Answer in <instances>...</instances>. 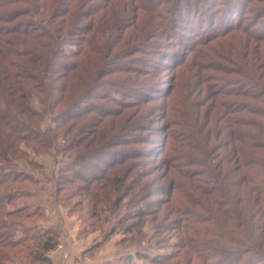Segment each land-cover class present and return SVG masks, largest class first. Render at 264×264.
<instances>
[{
  "label": "rangeland",
  "instance_id": "rangeland-1",
  "mask_svg": "<svg viewBox=\"0 0 264 264\" xmlns=\"http://www.w3.org/2000/svg\"><path fill=\"white\" fill-rule=\"evenodd\" d=\"M81 12L79 26L86 28L65 35L57 58L79 64L65 74L56 66L41 92L29 81L23 101L29 113L17 108L11 115L28 130L26 141L13 140L16 133L0 139L6 152L0 175L13 168L27 174L14 183L6 176L0 194L15 189L19 197L9 210L27 205L39 212L9 218L12 230L0 224V234L21 238L35 225L38 232L47 227L57 242L48 255L52 264L56 255L61 264H111L136 252L157 259L150 264H202L180 247L184 229L154 188L168 186L162 160L172 134L184 133L171 120L185 111L192 122L197 111L208 112L212 91H224L230 80L243 84L236 74L250 65L264 75V0H87ZM50 88L62 92L48 101ZM184 136L203 142L204 134ZM200 178L191 177L185 189L194 191L190 184ZM191 194L207 200L198 190ZM140 209L145 215L137 222ZM34 245L1 248L0 264H37L28 255Z\"/></svg>",
  "mask_w": 264,
  "mask_h": 264
},
{
  "label": "trees",
  "instance_id": "trees-1",
  "mask_svg": "<svg viewBox=\"0 0 264 264\" xmlns=\"http://www.w3.org/2000/svg\"><path fill=\"white\" fill-rule=\"evenodd\" d=\"M86 1L0 0L1 141L12 133H16L13 140L26 141L28 130L25 131L20 119L11 120V115L17 108L21 113H29L23 104L31 88L29 81H35V89L41 92L45 77L54 76L56 66L65 74L79 64L59 63L58 48L65 35L81 34L86 28L79 26L84 19L81 11ZM19 5L24 6L22 10L16 9ZM22 17L25 18L23 22L20 21ZM249 67V71L243 69L236 74L241 76L243 84L230 80L224 91H212L213 101L208 112L201 115L200 110L197 111L192 122L185 111L178 120H171L173 126L178 131L183 129L184 133L172 134L173 147L162 160L169 177L168 186L154 188L167 198V209L177 214L179 231L184 229L180 247L186 246L194 252L202 264L212 261H215L213 264H264V75L256 73L254 66ZM50 90L51 94L45 96L48 101L54 99L55 91L62 92L61 89ZM60 100L61 97L53 105ZM201 117L203 122H200ZM186 132L191 138L204 134L203 142H196V139L193 143L186 142ZM216 147L221 150L217 157ZM0 157H6L4 150H0ZM197 170L200 173L196 175L201 178L190 186L200 191L207 199L204 202L196 201L191 194L194 191L185 189ZM9 174L0 175V188L7 181L6 176H10L11 183L16 182L19 175L27 176L15 168ZM19 193L10 188L0 194V216L6 221L0 224L5 229L12 230L14 226L9 218L22 213L25 219L38 216V209L30 210L27 205L9 210ZM195 208L199 209L198 214ZM143 215L142 209L133 214L139 219L137 222ZM137 222L128 225L126 232H131ZM31 228L21 238L15 237L14 231L7 238L0 234V244L6 240L2 243L6 246L0 249H16L33 240L35 245L32 253H28L30 258L37 264H52L48 253L56 247V235L48 228L38 232L42 230L39 225ZM1 257H5L2 251ZM136 259L148 264L157 261H149L147 256L136 252L134 256L117 257L111 264H132Z\"/></svg>",
  "mask_w": 264,
  "mask_h": 264
},
{
  "label": "crops",
  "instance_id": "crops-1",
  "mask_svg": "<svg viewBox=\"0 0 264 264\" xmlns=\"http://www.w3.org/2000/svg\"><path fill=\"white\" fill-rule=\"evenodd\" d=\"M46 228H47V227H46ZM48 255H49V253H48ZM57 256H58V255L54 256L55 258H53V256H51L52 259H53V263H54V264H61L60 257L58 258ZM66 264H68V263H66ZM69 264H70V263H69Z\"/></svg>",
  "mask_w": 264,
  "mask_h": 264
},
{
  "label": "built area",
  "instance_id": "built-area-1",
  "mask_svg": "<svg viewBox=\"0 0 264 264\" xmlns=\"http://www.w3.org/2000/svg\"><path fill=\"white\" fill-rule=\"evenodd\" d=\"M60 248V247H59Z\"/></svg>",
  "mask_w": 264,
  "mask_h": 264
}]
</instances>
